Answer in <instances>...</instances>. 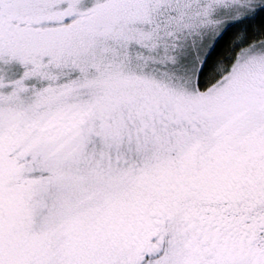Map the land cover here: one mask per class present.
<instances>
[{
	"label": "snow or ice",
	"instance_id": "snow-or-ice-1",
	"mask_svg": "<svg viewBox=\"0 0 264 264\" xmlns=\"http://www.w3.org/2000/svg\"><path fill=\"white\" fill-rule=\"evenodd\" d=\"M0 264H264V0H0Z\"/></svg>",
	"mask_w": 264,
	"mask_h": 264
}]
</instances>
